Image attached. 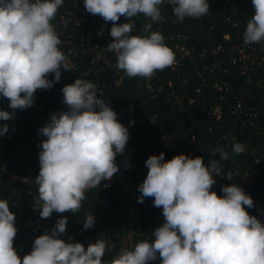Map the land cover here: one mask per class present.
<instances>
[{"label":"clouds","instance_id":"1","mask_svg":"<svg viewBox=\"0 0 264 264\" xmlns=\"http://www.w3.org/2000/svg\"><path fill=\"white\" fill-rule=\"evenodd\" d=\"M65 0H0V97L7 98L9 112L0 109V121L14 118L15 110L34 103L37 89H49L61 79L62 69L72 67L59 48L60 36L51 22ZM87 12L116 22L121 16L150 18L144 31L163 19L161 5H172L177 22L186 17L200 18L209 12V0H83ZM254 15L243 33L246 44L264 42V0H251ZM135 20L113 23L114 39L107 49L116 55L118 70L128 77L150 80L158 70L174 63V52L160 31L133 35ZM102 35L103 31L97 33ZM53 78L49 79L48 74ZM66 111L53 112L38 129L46 137L38 145L40 169L37 207L41 218L53 212H78L85 193L110 181L119 170L118 154L129 140V128L117 119V112L98 95L97 85L76 78L61 89ZM134 123V121L129 122ZM9 131L0 125V136ZM12 131H15L13 127ZM246 146L233 142L231 152L241 154ZM219 160L205 163L202 156L178 154L165 160V153L152 154L145 160L148 169L138 185L141 195L154 198L162 206L164 222L152 231L151 240H140L124 247L110 264H264V222L246 210L254 206L250 194L237 183L223 185L221 195L211 190L216 177L231 181L236 171H222L221 161L229 159L222 145L211 149ZM125 168L130 164L125 163ZM105 184L104 187H108ZM42 201V203H40ZM264 214V211H262ZM67 217L57 219L50 231L36 237L31 251L22 258L13 246L17 233L15 213L9 201L0 198V264H106L102 259L110 241L101 234L95 243L85 246L60 238L66 232ZM95 224L93 214H85L83 228ZM135 231H128L131 239Z\"/></svg>","mask_w":264,"mask_h":264},{"label":"built area","instance_id":"2","mask_svg":"<svg viewBox=\"0 0 264 264\" xmlns=\"http://www.w3.org/2000/svg\"><path fill=\"white\" fill-rule=\"evenodd\" d=\"M209 3L227 6L228 9L220 12L221 19L218 23L207 28L196 31L185 27L181 33L165 35V44L174 52V63L162 70V76L157 75L146 84L151 99L162 98L176 116L187 115L196 103L206 136L200 139L193 132L177 131L164 122H157L156 116H152L142 121V134L136 137L135 142L139 149L150 145L156 155L164 150L172 152L183 149L204 157V153L210 154L211 149L218 144L229 152V158L246 155L250 158V164L243 168L237 184L251 195L250 189L264 174V42L246 44L243 40L246 24L254 15L251 0H209ZM172 8L169 4L161 5L163 19L153 25L160 28L165 24H176ZM59 9L60 12L51 22L62 41L59 48L68 56L72 65L69 71L61 70V80L71 84L76 78L88 79L97 85L98 92H102L109 84L102 79L106 72L116 74L119 78L126 76L123 70H118L111 63L116 55L107 49V45L114 39L110 35L113 23H126L130 18L121 16L116 22L104 21L98 14L87 12L83 0H65ZM191 19L194 18H185ZM145 20L150 22L148 17ZM223 28L231 32H221ZM101 30L103 34L98 35ZM223 74L231 79H220L219 75ZM53 75L49 73L48 78L51 79ZM119 83L120 79L114 85L118 86ZM34 96L32 106L17 109L14 118L0 121V125L7 123L9 126V131L0 136V185H8L9 193L3 196L24 206L30 213L26 220L23 210L11 209L19 213L20 217L15 220V226L17 231L20 230L28 237V253L34 239L45 231H50L55 225L56 222L49 221L57 213L53 212L50 217L41 218L36 206L38 185L35 177L40 169L38 145L46 139L37 134L38 129L50 119L51 113L67 110L59 102L54 87L37 89ZM8 105L9 101L0 99V109L12 112L13 109ZM13 127L15 131H12ZM246 133L254 136L258 143L249 146L244 141ZM233 142L243 143L246 150L239 155L232 153ZM147 155L150 156V153ZM213 159L204 162L208 163ZM221 165L225 173L222 162ZM146 174L147 171L138 174L137 188ZM216 181L211 190L221 195V187L227 184L221 176H217ZM139 194L141 195L140 192ZM145 200L157 219L164 222L162 206H154L153 197H145ZM106 209L107 200L101 197L93 214L95 224L92 232L66 229L65 233L60 234V238L69 242L71 237L70 242L78 241L86 248L104 234L110 241V247L105 254L115 251L122 237L119 235V226L112 223ZM246 210L264 222V206L254 205ZM42 220L46 221L44 225L41 224ZM155 225L156 221L149 217L138 226L134 223L127 227L125 224L123 229L127 230V235L128 231H135L134 237L138 242L151 240ZM105 254L102 258L104 261ZM148 264L160 262L158 259L149 261Z\"/></svg>","mask_w":264,"mask_h":264},{"label":"trees","instance_id":"3","mask_svg":"<svg viewBox=\"0 0 264 264\" xmlns=\"http://www.w3.org/2000/svg\"><path fill=\"white\" fill-rule=\"evenodd\" d=\"M237 1L239 0H234V2ZM209 5V12L200 18L184 20L182 23L177 22L176 24H165L160 28H157L152 24V28L149 30V32H145L143 30L145 23L148 22L145 20L143 14H139L136 18H130V20H135L136 31L133 32V35L146 36L149 35L151 31H160L162 35L165 36L172 33H181L184 31L185 27L196 29V31L202 30V28H207L212 24L218 23L221 19L220 12H222V10L226 11L228 9L227 6H218L212 3H209ZM59 12L60 9H58L56 15ZM220 31L231 32L226 28H223ZM116 59L117 58L115 57V59L111 62L113 65H116ZM157 75L162 76V70H158L150 80L139 76L130 78L127 75L119 78L116 76V74L111 72L105 73L102 79L109 84L104 91L98 92V95L102 96L106 102L108 101L113 110L117 112V119L124 125H126V121L128 120V108L131 109V121H134V123H131V131L125 151L123 154H118L116 157V163L119 165V170L116 174H114L110 181L102 180L98 188H93L86 191V198L82 201V206L78 212L73 213L71 211H65L63 213H56L52 221L49 222L54 223L57 221L56 217L58 219L60 217L66 216L68 218L66 229L90 233L92 232V227L89 229L83 228L84 216L85 214L89 213L94 214L101 197H105L107 200L106 214L110 217L112 223H115L119 226L120 237L124 235L125 231L123 226L126 224V220L130 213H134L135 224L137 226L140 225L144 219L149 217L156 221V225L152 228V231L156 227L162 225L163 222L159 221L157 216L154 215L152 209L150 208V204L146 202L145 199L143 203H140L137 200L140 194L137 188L136 178L140 172L148 171L145 165V160L148 158L147 153H150V155L154 154L153 148L150 145L142 149L137 148L135 139L137 136L142 134V121H146L150 117L156 116L157 122H164L177 131L193 132L200 139L203 136H206V133L205 129L202 127L201 118L199 116L196 103L193 104L191 111L187 115L179 117L170 111L169 106L163 102L162 98L151 99L150 93L146 89V84L148 81L154 80V77ZM50 78L52 79L53 76ZM219 78L223 80H229L230 76L228 77L223 74L219 75ZM119 79V85L115 86L114 82ZM65 85L66 83L60 79L58 82L54 83L53 87L59 102L67 108V106L63 103V93L61 91L62 87ZM0 99L8 101L7 98L0 97ZM244 141L248 143L249 146H254L256 143H258L256 138L250 135V133H246L244 135ZM200 143L203 142L201 141ZM163 152L165 153V160H170L175 155L181 153L191 157L196 156L195 154L188 153L183 149H176L172 152L164 150ZM1 155L2 154L0 152V159ZM200 156L203 157V155ZM210 158L219 160V155L213 156L212 152L210 154L204 153L203 160ZM221 162L225 167V173L228 171H236L239 173V176L234 177L231 181L224 178L223 182L225 184H230L232 182L238 183L243 168L246 164H250V158L246 155H239ZM125 163L130 164V167L125 168ZM105 184H108L109 186L104 187ZM250 190L252 193L250 196L254 201V205L264 206V174L261 175L255 186ZM8 193V185H0V198L7 199L9 201L10 211L13 212L11 209L23 210L24 216L26 220H28L30 213L27 208L22 205L15 204L12 202V200L8 199L7 196H3ZM13 213H15V220L19 219V213ZM45 223V220L41 221L42 225ZM28 242L29 240L26 234L22 233L20 230L17 231L16 236L14 237L13 246L20 257L28 253ZM135 243L136 238L134 236L131 239H128L129 248ZM121 244L122 241H120L119 246L115 251L107 252L105 254L106 264H110V262L119 255L121 251Z\"/></svg>","mask_w":264,"mask_h":264},{"label":"rangeland","instance_id":"4","mask_svg":"<svg viewBox=\"0 0 264 264\" xmlns=\"http://www.w3.org/2000/svg\"><path fill=\"white\" fill-rule=\"evenodd\" d=\"M128 108V107H127ZM128 111H129V115H128V120L126 121V125L125 126H127L128 128H129V134H130V131H131V124L129 123L130 121H131V109H129L128 108ZM131 221V220H130ZM132 223L133 222H130V223H128L127 225V227H130L131 225H132ZM127 228H125V230H126ZM125 234L122 236V238H121V241H122V244H121V250H122V248H124V247H129V245H128V239H126L127 237H128V235H127V230L124 232Z\"/></svg>","mask_w":264,"mask_h":264},{"label":"crops","instance_id":"5","mask_svg":"<svg viewBox=\"0 0 264 264\" xmlns=\"http://www.w3.org/2000/svg\"><path fill=\"white\" fill-rule=\"evenodd\" d=\"M130 220H131V221H130ZM130 222H133L132 224L135 223V215H134V213H130V214H129V216H128L127 220H126V225H127L128 223H130Z\"/></svg>","mask_w":264,"mask_h":264}]
</instances>
